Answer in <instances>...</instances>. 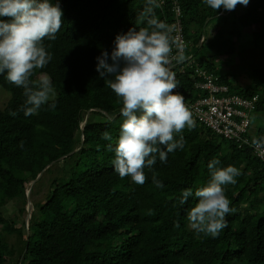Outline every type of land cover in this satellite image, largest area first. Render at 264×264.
I'll return each mask as SVG.
<instances>
[{"label":"trees","instance_id":"16d2710c","mask_svg":"<svg viewBox=\"0 0 264 264\" xmlns=\"http://www.w3.org/2000/svg\"><path fill=\"white\" fill-rule=\"evenodd\" d=\"M177 1L186 54L193 53L199 65L220 75L231 93L258 94L248 132L253 138L264 136V68L252 70L251 86L237 87L213 61L216 54H228L224 33L248 27L254 41L264 44V0H249L231 11H213L202 0ZM59 3L62 27L55 40L44 41L52 60L31 78H51L56 107L45 105L38 114L25 116L20 110L23 88L0 76V86L10 94L0 109V232L19 237L21 260L15 264H264V162L249 147L195 122L175 137L182 136V150L144 169V184L122 179L114 171V154L107 150L110 141L102 136L107 132L113 143L118 138L121 105L107 80L98 77L96 57L111 51L117 34L147 26L146 0ZM154 16L169 24L171 0L154 8ZM210 22L220 25L212 38L200 42ZM175 79L186 101L206 95L195 89L192 70L177 73ZM213 159L220 160L219 167L231 165L241 172L235 185L225 186L234 211L225 216L226 227L215 237L197 235L189 227L187 212L198 202L194 197L179 203L185 189L195 191L207 184V163ZM54 170L60 173L52 178L46 197L33 205L27 235L25 223L15 228L13 220L2 217L1 206L19 197L25 200L29 181ZM153 175L164 188L155 187ZM14 248L0 235V264Z\"/></svg>","mask_w":264,"mask_h":264},{"label":"clouds","instance_id":"9594fccd","mask_svg":"<svg viewBox=\"0 0 264 264\" xmlns=\"http://www.w3.org/2000/svg\"><path fill=\"white\" fill-rule=\"evenodd\" d=\"M249 0H202L213 11L234 10L237 4ZM157 0H146V27L130 28L117 34L111 51L96 57L98 77L107 80L108 87L119 104V135L105 132L102 139L110 141L107 150L114 154L112 165L120 178L128 177L135 184H144L145 168H152L157 158L161 162L168 153L183 149L181 134L195 126L192 112L186 107L171 71L173 40L168 24L154 16ZM63 12L59 0H0V76L23 88L25 116L38 114L42 106L55 108L56 93L47 75L36 81L35 70L45 68L52 56L44 45L53 41L62 27ZM7 18V19H5ZM182 62L183 54L175 57ZM51 101V102H50ZM15 115V113H13ZM256 148H264V136L251 141ZM220 160L207 163V184L193 191L185 189L179 199L181 205L194 197L198 202L187 212L189 227L197 234L217 236L226 227L225 216L234 211L225 195V186L235 185L241 175L235 166L219 167ZM156 188L164 184L155 176ZM179 227V225H177Z\"/></svg>","mask_w":264,"mask_h":264},{"label":"built area","instance_id":"2783aa9c","mask_svg":"<svg viewBox=\"0 0 264 264\" xmlns=\"http://www.w3.org/2000/svg\"><path fill=\"white\" fill-rule=\"evenodd\" d=\"M157 3L163 6L165 0H157ZM171 12L172 20L168 24L173 40L171 71L176 78L177 73H184L186 69L192 70L195 89L206 93L205 96L192 101H186L184 98L194 121L210 128L224 139L234 141L239 146L249 147L254 156L264 162V148L253 146L251 141L254 138L248 132L250 117L259 99L258 94L242 96L231 93L228 84L220 79V75L199 65L193 53L186 54L188 43L183 32L182 9L177 0H171ZM180 54H183L185 59L177 62L175 57Z\"/></svg>","mask_w":264,"mask_h":264},{"label":"rangeland","instance_id":"374dc122","mask_svg":"<svg viewBox=\"0 0 264 264\" xmlns=\"http://www.w3.org/2000/svg\"><path fill=\"white\" fill-rule=\"evenodd\" d=\"M218 22H210L205 26L206 34L201 35L200 40L207 42L212 38L215 31L219 27ZM223 37L228 40L226 51L228 54H216L213 61L218 65L221 74L228 76L234 86L249 87L254 83L252 70L255 68H264V44L262 40L254 41V35L251 28L245 27L240 29L239 33L223 34ZM200 41V42H201ZM234 43V44H233ZM10 94L3 87L0 86V109H3L7 103ZM90 112L86 113L84 118H88ZM61 167V163H59ZM55 166L52 167L54 169ZM56 169V168H55ZM59 170L53 172H44L35 180L29 181L28 195L30 198V205L33 211V205L41 202L51 189V181L55 175H59ZM39 179V180H38ZM26 198L19 197L12 201L6 202L1 206V215L7 222H15V228L25 223L24 232L28 234L26 229V221L28 212ZM2 239L9 245H14V252L7 258L5 264H15L20 262L19 247L17 244L19 237L15 232L2 230L0 232Z\"/></svg>","mask_w":264,"mask_h":264},{"label":"water","instance_id":"95a60500","mask_svg":"<svg viewBox=\"0 0 264 264\" xmlns=\"http://www.w3.org/2000/svg\"><path fill=\"white\" fill-rule=\"evenodd\" d=\"M90 112V110L87 112V113H89ZM86 120H87V117L84 119V121L82 122V124L80 125L81 126V130H83V127H84V125H85V123H86ZM83 142V138L81 139V143ZM63 158V157H62ZM61 158V159H62ZM51 165V164H50ZM47 168V167H46ZM41 175V173L37 176V178L39 177ZM36 178V179H37ZM35 179V180H36ZM30 190V189H29ZM28 190V191H29ZM28 191H26V199H27V204H29L28 205V207H27V212H28V218H27V221H26V229H27V231L29 232V230H28V226H29V220H30V218H31V214H32V208H31V205H30V198H29V195H28ZM27 232V233H28ZM28 235V234H27Z\"/></svg>","mask_w":264,"mask_h":264}]
</instances>
